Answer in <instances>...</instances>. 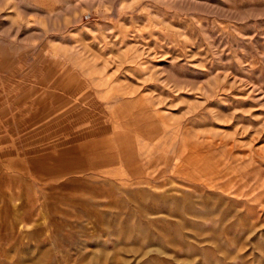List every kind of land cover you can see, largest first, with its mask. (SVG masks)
<instances>
[{
  "label": "rangeland",
  "instance_id": "rangeland-1",
  "mask_svg": "<svg viewBox=\"0 0 264 264\" xmlns=\"http://www.w3.org/2000/svg\"><path fill=\"white\" fill-rule=\"evenodd\" d=\"M0 264H264V0H0Z\"/></svg>",
  "mask_w": 264,
  "mask_h": 264
}]
</instances>
